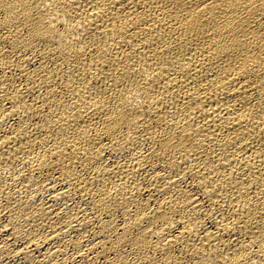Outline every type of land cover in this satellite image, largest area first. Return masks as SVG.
I'll list each match as a JSON object with an SVG mask.
<instances>
[{
    "label": "bare ground",
    "instance_id": "1",
    "mask_svg": "<svg viewBox=\"0 0 264 264\" xmlns=\"http://www.w3.org/2000/svg\"><path fill=\"white\" fill-rule=\"evenodd\" d=\"M0 264H264V0H0Z\"/></svg>",
    "mask_w": 264,
    "mask_h": 264
}]
</instances>
